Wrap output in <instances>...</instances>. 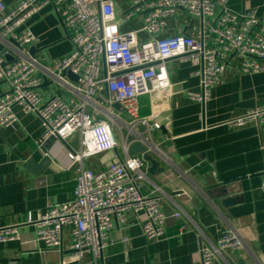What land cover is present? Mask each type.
Masks as SVG:
<instances>
[{"label": "built area", "instance_id": "built-area-1", "mask_svg": "<svg viewBox=\"0 0 264 264\" xmlns=\"http://www.w3.org/2000/svg\"><path fill=\"white\" fill-rule=\"evenodd\" d=\"M226 2L131 0V6L116 17L113 0H20L9 12L5 11V0H0V42L6 49L0 53V81L7 85L0 94V126L16 127L12 108L17 105L41 120L43 133L38 148L51 139L65 141L78 132L81 148L77 153H67L69 161L105 151L114 154V160L98 172L80 169L70 200L48 204L36 218L27 215L20 224L0 226V243L20 240L19 225H34L35 237L21 243L41 241L46 248L61 254L63 231L69 228V254L61 258L60 264L79 263L87 253L92 254L96 264L103 248L108 246L112 217L123 221L126 212L143 216L141 229L146 240H160L164 236L168 216L161 210L160 201L166 194L157 186L146 194L141 192L140 183L147 180V161L144 153L130 154L128 148L134 142H143L144 152L157 151L150 141V132L167 126L169 117L141 116L138 98L143 94L169 96L172 84L166 62L170 58L201 60L202 67L196 72L200 89L187 91V96L198 102L207 100L211 89L221 82L230 56L239 59V74L264 71V21L255 8L236 12ZM47 4L59 16L72 50L54 59L50 66H43L28 48L38 37L28 29H16ZM261 7L264 17V0ZM180 9L200 18V25L193 26L191 34L138 42L136 31L121 33L118 29L119 24L137 17L141 31L161 34L167 21ZM5 54L10 56L6 64ZM38 68L70 89L73 97L43 100L38 90ZM65 72L76 76L74 82L66 79ZM103 88L108 96L98 101L96 97ZM112 103L118 104L127 121L109 111ZM250 121L262 128L264 138V104L227 120L226 124L241 126ZM139 126L144 127L142 132ZM260 187L264 193V181ZM172 216L178 217L179 213ZM244 247L240 234L229 230L214 242L200 246L199 262L226 264L225 253Z\"/></svg>", "mask_w": 264, "mask_h": 264}, {"label": "crops", "instance_id": "crops-1", "mask_svg": "<svg viewBox=\"0 0 264 264\" xmlns=\"http://www.w3.org/2000/svg\"><path fill=\"white\" fill-rule=\"evenodd\" d=\"M20 0H5L6 12ZM116 17L131 6V0H113ZM227 7L236 12L255 8L264 21L261 0H227ZM217 14V13H216ZM200 18L184 10L167 21L161 34L141 31L137 17L119 24L122 32L136 31L137 41L156 37L191 34L199 26ZM30 30L38 41L34 58L40 65L50 66L54 59L72 50L67 32L51 4L44 5L16 30ZM264 63V60L261 61ZM239 59L230 56L221 82L210 92L204 102L191 100L188 90L199 91L202 67L200 59L170 58L166 67L171 81L169 96L143 94L139 96V114L152 115L154 119L169 117L167 126L150 132V141L157 151L150 152L155 162L147 180L141 181L140 190L146 194L157 186L166 194L160 201L161 210L168 216L164 236L148 241L142 234L141 214L126 212L123 221L112 217L108 246L103 248L96 264H200L198 251L206 242H214L223 233L234 230L242 237L245 247L224 254L226 264H264V138L262 128L250 121L241 126L226 121L244 114L247 110L264 104V71L239 74ZM41 77L38 90L43 100L60 96L73 97L72 91L53 80L38 68ZM69 82L74 79L65 76ZM7 89L0 81V94ZM108 96L103 88L96 99ZM112 103L109 111L127 121V115ZM17 118L14 129L0 126V226L20 224L27 215L36 218L48 204L70 200L80 169L98 172L114 160L113 151L84 156L69 161L67 153L80 151L79 133L65 141L51 139L38 148L43 127L34 113H25L15 105ZM124 132V130H123ZM117 151L120 152L118 148ZM160 153V154H158ZM47 155V173H33L28 160L39 161ZM226 198L233 202L225 203ZM179 213L178 217L172 216ZM20 240L0 243V264H60L69 254V228L62 235V253L46 248L37 241L22 244V240L35 237L34 225H19ZM126 238V241H122ZM221 261V260H220ZM94 264L87 253L79 263Z\"/></svg>", "mask_w": 264, "mask_h": 264}, {"label": "water", "instance_id": "water-1", "mask_svg": "<svg viewBox=\"0 0 264 264\" xmlns=\"http://www.w3.org/2000/svg\"><path fill=\"white\" fill-rule=\"evenodd\" d=\"M8 41L12 42L13 41L11 39H8ZM6 51V49L4 48L3 44L0 42V53L3 54L4 52ZM35 48L34 47H31L29 52H30V55L34 57L35 53ZM5 59H6V63H8V61L10 60V56L8 54H5ZM66 74L67 76L73 78L74 80L76 79V76L74 74H72L71 72H65L63 73V75ZM115 108H119L118 104H115L114 105ZM138 130L140 132H142L144 130V127L142 126H139L138 127ZM41 151H45V149L42 147L40 149ZM128 151L130 154H139V153H144V158L146 161L150 162L151 164V167L149 168V171H154V169L156 168V165H155V162L154 160L152 159L151 157V154L147 153V152H144L145 151V143L143 142H134L132 143L129 148H128ZM49 162V157L47 155H43L41 157V159L38 161L36 156L35 157H31L29 160H28V166L30 168V170L33 172V173H47L49 172V170L46 169L47 167V164ZM233 202V200L231 198H226L225 200V203H231Z\"/></svg>", "mask_w": 264, "mask_h": 264}]
</instances>
